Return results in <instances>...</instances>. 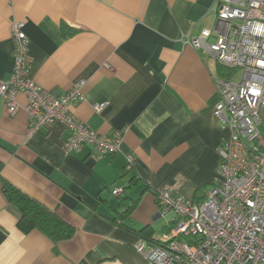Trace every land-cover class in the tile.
Wrapping results in <instances>:
<instances>
[{"label": "crops", "instance_id": "1", "mask_svg": "<svg viewBox=\"0 0 264 264\" xmlns=\"http://www.w3.org/2000/svg\"><path fill=\"white\" fill-rule=\"evenodd\" d=\"M215 1L0 0V80L14 62L11 24L23 21L31 79L60 92L84 79L85 99L71 113L102 136L122 131L113 155L67 152L63 124L32 131L23 94L13 115L0 100V264H147L133 245L159 237L172 219L160 216L154 190L168 184L173 197L205 199L229 133L214 115L223 76L187 39L213 27ZM3 181L72 225V238L22 232ZM121 199L137 200L123 217Z\"/></svg>", "mask_w": 264, "mask_h": 264}, {"label": "built area", "instance_id": "2", "mask_svg": "<svg viewBox=\"0 0 264 264\" xmlns=\"http://www.w3.org/2000/svg\"><path fill=\"white\" fill-rule=\"evenodd\" d=\"M23 28V21L11 24L14 62L8 79L0 80L7 113L19 109L16 96L21 93L32 131L58 122L69 132L67 152L84 146L100 156L118 152L122 131L102 136L71 113V106L85 99L84 79L62 92L46 90L31 79L29 38ZM187 43L233 71L216 80L220 100L214 115L229 133L218 145L217 177L206 198L197 203L173 197L168 184L155 189L160 216L171 213L172 219L162 235L140 239L133 249L147 264H264V0H216L213 27ZM106 106L92 107L101 112ZM110 192L121 197L124 189L113 186Z\"/></svg>", "mask_w": 264, "mask_h": 264}, {"label": "trees", "instance_id": "3", "mask_svg": "<svg viewBox=\"0 0 264 264\" xmlns=\"http://www.w3.org/2000/svg\"><path fill=\"white\" fill-rule=\"evenodd\" d=\"M218 72L223 77H229L233 73L232 70L222 65H219ZM2 191L6 199L20 212L21 218L18 227L22 232L28 233L31 230H38L54 243L69 240L74 235L75 228L72 225L14 185L3 181ZM136 203L137 200L121 199L120 205L124 209L120 217L129 214ZM147 239V241H151V239Z\"/></svg>", "mask_w": 264, "mask_h": 264}, {"label": "rangeland", "instance_id": "4", "mask_svg": "<svg viewBox=\"0 0 264 264\" xmlns=\"http://www.w3.org/2000/svg\"><path fill=\"white\" fill-rule=\"evenodd\" d=\"M236 75H237V79H239L240 77H241V72L238 70L237 72H236ZM218 166V165H217ZM213 186V185H212ZM212 189V188H211ZM210 189V190H211ZM206 192L208 191L207 189L205 190ZM205 191H203V192H205ZM208 193V192H207ZM206 198V197H205ZM203 201V200H202ZM194 202V201H193ZM197 203H199V202H197Z\"/></svg>", "mask_w": 264, "mask_h": 264}]
</instances>
